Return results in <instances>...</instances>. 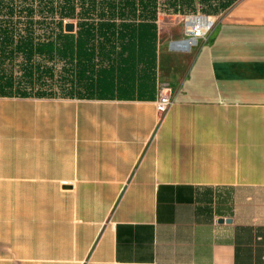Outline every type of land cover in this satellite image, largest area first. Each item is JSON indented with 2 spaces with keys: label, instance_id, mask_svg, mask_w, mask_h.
<instances>
[{
  "label": "crops",
  "instance_id": "1",
  "mask_svg": "<svg viewBox=\"0 0 264 264\" xmlns=\"http://www.w3.org/2000/svg\"><path fill=\"white\" fill-rule=\"evenodd\" d=\"M208 17L128 97H0V264H264V0Z\"/></svg>",
  "mask_w": 264,
  "mask_h": 264
},
{
  "label": "trees",
  "instance_id": "2",
  "mask_svg": "<svg viewBox=\"0 0 264 264\" xmlns=\"http://www.w3.org/2000/svg\"><path fill=\"white\" fill-rule=\"evenodd\" d=\"M235 1L0 0V97L104 100L128 97L134 85L143 91L154 83L161 11L215 16Z\"/></svg>",
  "mask_w": 264,
  "mask_h": 264
},
{
  "label": "rangeland",
  "instance_id": "3",
  "mask_svg": "<svg viewBox=\"0 0 264 264\" xmlns=\"http://www.w3.org/2000/svg\"><path fill=\"white\" fill-rule=\"evenodd\" d=\"M3 14H4L3 12L0 13V18L3 16ZM196 15H201V14L187 15V16H196ZM184 17L186 16H183V17L174 16L173 17L172 15H168L164 13L163 11H161L158 14V18L156 20V29L162 41L169 42L170 40H173V39H176L182 36ZM71 23L74 26V22H71ZM211 28L212 26L205 31L204 36L209 34V32L211 31ZM59 67L60 65L56 67V70H58ZM55 103L56 102H49V104H55ZM79 196H80V205H81L82 215H81L80 220L77 218H74L73 221L75 222V224H80L79 226L81 228L80 233H81L82 238L95 237L96 232L93 231L94 224L91 221L93 220L91 219V217L93 218L101 217L100 211L103 205L104 194H98V193L79 194ZM65 202H66L65 206L67 207V201L65 200ZM90 211L91 213H88ZM66 212H67V209H66ZM102 219H104V215L102 216ZM67 231L68 230H66V232Z\"/></svg>",
  "mask_w": 264,
  "mask_h": 264
},
{
  "label": "built area",
  "instance_id": "4",
  "mask_svg": "<svg viewBox=\"0 0 264 264\" xmlns=\"http://www.w3.org/2000/svg\"><path fill=\"white\" fill-rule=\"evenodd\" d=\"M189 18L204 19L205 22L191 21ZM209 17L205 15L186 16L183 19V33L179 38L170 40L167 43V50L175 54H185L196 43V40L204 36L205 31L212 26V22H208ZM167 91H160L154 102V108L157 114L163 115L172 105Z\"/></svg>",
  "mask_w": 264,
  "mask_h": 264
},
{
  "label": "water",
  "instance_id": "5",
  "mask_svg": "<svg viewBox=\"0 0 264 264\" xmlns=\"http://www.w3.org/2000/svg\"><path fill=\"white\" fill-rule=\"evenodd\" d=\"M72 29H73V26H72L71 23H66V24L64 25V31H65V32H70V31H72Z\"/></svg>",
  "mask_w": 264,
  "mask_h": 264
},
{
  "label": "bare ground",
  "instance_id": "6",
  "mask_svg": "<svg viewBox=\"0 0 264 264\" xmlns=\"http://www.w3.org/2000/svg\"><path fill=\"white\" fill-rule=\"evenodd\" d=\"M191 21H200V22H205V20H204V19H197V18H189V19L187 20V22H191ZM208 22H210V20H208Z\"/></svg>",
  "mask_w": 264,
  "mask_h": 264
}]
</instances>
